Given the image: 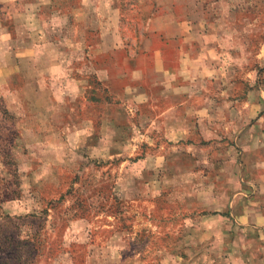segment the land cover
<instances>
[{"label":"rangeland","instance_id":"374dc122","mask_svg":"<svg viewBox=\"0 0 264 264\" xmlns=\"http://www.w3.org/2000/svg\"><path fill=\"white\" fill-rule=\"evenodd\" d=\"M101 1L0 41V264H264V0Z\"/></svg>","mask_w":264,"mask_h":264},{"label":"crops","instance_id":"0c3cea01","mask_svg":"<svg viewBox=\"0 0 264 264\" xmlns=\"http://www.w3.org/2000/svg\"><path fill=\"white\" fill-rule=\"evenodd\" d=\"M55 1L56 0H0V41L7 42L5 43L7 45H5V47L10 49V42L16 39L15 33L16 29L18 28L17 26L22 22L20 21V18H22L23 15L25 16L29 14L30 21L37 22V11L39 7L41 5H48L49 7H51V5H53ZM86 1L87 0H79L77 6L78 10L80 6L86 5ZM101 2V0H97L98 4H101ZM106 3L116 17L118 9V7H116V1L110 0V4L109 1ZM175 3L177 5L178 1H176ZM178 6L179 5H177L175 9H177ZM70 10L73 11V7L66 6L61 7V10L59 12L64 17V12L66 13L67 11V13L69 14ZM171 16H174L172 24L175 26L177 32H175L174 36L169 37L170 32H165L168 31V29H166L165 31L158 30L157 33L161 44L157 46L153 53V56L156 57V62L160 63L158 64L160 68H157L155 66V70L157 69L163 73L182 71L185 56L190 57L188 52L190 50L191 44L193 43L192 41L194 37L197 36V33H195L194 31L196 27L191 21L189 22V19L179 18L178 14H172ZM66 18L69 19V16L67 15ZM172 56L177 60L179 69H173V67H171L172 62L171 65L169 64V60L167 58H172ZM2 57L3 53L0 50V68L1 61H3ZM1 71H3V68L0 69V72ZM262 217L264 218V215H262Z\"/></svg>","mask_w":264,"mask_h":264}]
</instances>
